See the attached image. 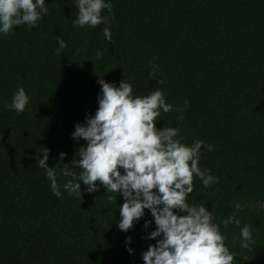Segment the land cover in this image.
<instances>
[{
    "label": "trees",
    "instance_id": "16d2710c",
    "mask_svg": "<svg viewBox=\"0 0 264 264\" xmlns=\"http://www.w3.org/2000/svg\"><path fill=\"white\" fill-rule=\"evenodd\" d=\"M44 2L35 27L0 34V264H144L141 253L160 239L147 238L148 209L121 231L119 192L96 181V191L81 183V197L62 187L56 197L37 166L47 148L58 185L72 179L60 174L64 164L78 177L72 160L86 142L71 133L97 108L98 77L124 79L133 96L159 88L172 111L156 127H178L184 144L213 145L202 146L198 166L219 180L205 188L194 175L187 202L211 212L233 264H264V0H110L107 23L95 27L73 26L74 0ZM57 37L66 43L58 55ZM18 87L29 97L22 113L5 107ZM230 216L240 224L225 225Z\"/></svg>",
    "mask_w": 264,
    "mask_h": 264
},
{
    "label": "clouds",
    "instance_id": "9594fccd",
    "mask_svg": "<svg viewBox=\"0 0 264 264\" xmlns=\"http://www.w3.org/2000/svg\"><path fill=\"white\" fill-rule=\"evenodd\" d=\"M74 3L78 10L72 21L74 27L107 23L101 12L106 9L111 13L110 0H74ZM47 12L44 0H0V34L7 35L22 24L35 27ZM102 32L105 40L111 41L110 29L104 27ZM57 44L58 55L66 43L57 37ZM101 55L98 50L97 59ZM155 72L156 66L152 65L149 76ZM97 82L100 90L95 112L86 113L84 122H77L71 133L73 139L86 142L78 148V159L72 160L79 170L78 177L72 167L64 164L60 174L72 179L58 185L56 170L46 163L49 149L43 148L40 153L37 166L44 169L53 195L60 197L62 187L81 197V183L86 186L85 191L93 192L98 187L95 182L99 181L105 191L119 192L123 197L117 222L121 231L129 230L148 209L155 228L147 233V238L160 239L141 253L144 264H233V254L224 244L225 237L213 222L211 212L203 204L187 202L194 175L205 188L219 180L198 166L202 146L212 151L213 145H205L201 140L184 144L180 142L178 127H156L161 112L172 111L159 88L144 96H133L132 85L124 79L117 84L98 77ZM28 103L25 90L18 87L5 107L22 113ZM64 155L59 153V158L62 160ZM223 223L239 225L240 221L230 216ZM148 224L146 220L144 227ZM240 239L242 248L250 246L252 238L247 224L240 228ZM130 243L131 238L126 237L129 254L133 251L128 247Z\"/></svg>",
    "mask_w": 264,
    "mask_h": 264
}]
</instances>
